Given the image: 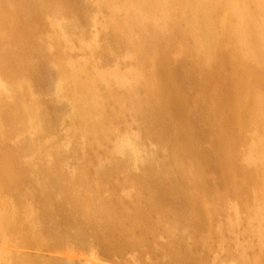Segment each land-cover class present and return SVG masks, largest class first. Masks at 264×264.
<instances>
[{"label": "bare ground", "instance_id": "6f19581e", "mask_svg": "<svg viewBox=\"0 0 264 264\" xmlns=\"http://www.w3.org/2000/svg\"><path fill=\"white\" fill-rule=\"evenodd\" d=\"M0 197V264H198L238 230L264 264V0H0Z\"/></svg>", "mask_w": 264, "mask_h": 264}, {"label": "rangeland", "instance_id": "374dc122", "mask_svg": "<svg viewBox=\"0 0 264 264\" xmlns=\"http://www.w3.org/2000/svg\"><path fill=\"white\" fill-rule=\"evenodd\" d=\"M123 53H120V54H115V55H117V56H112L110 59H108L107 61H108V63L106 62V64H107V66L109 67V68H113V67H115V65H116V63H118V60H119V57L122 59L123 58V55H122ZM117 61H116V60ZM110 60V61H109ZM115 60V61H114ZM115 64V65H114ZM122 65H124L125 66V64H122ZM124 68V67H123ZM184 68H182V71H180L178 68L176 69V68H171V70L170 71H172V72H168V74H167V77L168 78H170V75H171V77L172 76H177V78H179V76L181 75V74H184V75H181L182 77L181 78H179L178 79V83H182V85H183V87L181 86V84H179L180 85V87H179V93H184V94H186L187 92H189L188 90H190L189 88L191 87V85L193 84V79L192 80H188L187 81V77H188V75H186L185 73H184V71H186L185 69L183 70ZM174 72V73H173ZM175 74V75H174ZM21 75L23 76L24 74H22L21 73ZM25 75L27 76V74L25 73ZM187 77H186V76ZM25 76V77H26ZM185 77V78H184ZM189 79L191 78V77H188ZM183 79H186V80H183ZM186 82L185 84H186V87H185V84H183V82ZM193 81V82H192ZM180 88H182V89H180ZM186 92V93H185ZM187 95V97H186V100H188V101H186L187 102V106L188 107H191L193 110L192 111H190L189 112V110H191V109H184V110H186V112L185 113H182L183 114V116H182V119H184V121L186 122V124L189 126H191V127H194V128H196L193 132H197V130H199V127L201 128V129H206V126H208V123L207 122H203V123H201V121H199V119H200V116H199V114L202 112V109H201V107H200V105H198V103H197V101H193L194 100V98L192 97V95H188V94H186ZM189 99H190V101H189ZM188 102H190V103H188ZM189 104V105H188ZM194 104H196V105H194ZM198 106V108H196ZM197 109V110H196ZM184 112V111H183ZM191 112H193L194 114H192ZM198 112V113H197ZM188 113H191L190 115L188 114ZM188 115V116H187ZM195 115V116H194ZM198 116V117H197ZM188 117V119H186L185 120V118H187ZM204 118V117H203ZM202 118V119H203ZM196 121H198V122H200L199 124H202V125H199V124H196V123H198V122H196ZM188 122V123H187ZM167 123H168V121H167ZM169 123H170V120H169ZM168 123V124H169ZM174 127H176V130H175V128H173L174 129V131H172L173 129H170V131H169V135H171V132H175V133H178V134H181L179 131H181L180 130V127H177V126H174ZM198 133V132H197ZM208 133V132H207ZM175 135H171V137H174ZM176 136H177V134H176ZM207 137V139L208 140H210V137H208V136H205L204 138H206ZM197 139H198V137H196ZM206 139V140H207ZM99 155H104V153H103V151L101 152H99ZM120 183H122L121 184V187H123V185L124 184H126V186H128V183H125V182H123L122 180L120 181ZM125 186V187H126ZM122 190L123 189H121V188H119L118 189V191L121 193L122 192ZM118 192V193H119ZM2 197H0V202H1V200H3V198L1 199ZM230 198V197H229ZM229 198H227L226 200H225V203H228V204H230V202H231V204L233 205V202H235V200L233 199V200H229ZM228 201H230V202H228ZM154 217V218H153ZM167 218V220H166V222L167 223H173L177 218L175 217V219H174V217L173 216H167L166 217ZM151 219L153 220L154 219V223H155V220H156V215L155 214H153L152 216H151ZM168 220H170V221H168ZM173 221V222H172ZM175 222H179L178 221V219H177V221H175ZM151 223H152V221H151ZM153 224V223H152ZM182 227V225L180 226V228H179V230L180 229H182L181 228ZM160 231V230H159ZM159 231H157L158 233H159ZM180 232V231H179ZM239 232V233H238ZM158 233H155V236H154V238H156L157 239V241H159L160 239L162 240L163 238L162 237H164V239H166L167 238V234H165L164 233V236L162 235V231L158 234ZM237 234H239L240 235V237H242L243 238V240L241 241V239L242 238H239V240L238 241H241V243H242V245H243V243L245 242V240L244 239H246V238H244V236L242 235V234H240V231L238 230L237 231ZM236 234V235H237ZM166 235V236H165ZM242 235V236H241ZM2 236H3V238H2ZM157 236H159L158 238H157ZM6 237H9L8 235L6 236V235H2V233H0V249L2 250V249H10V250H12V249H14L15 250V248L13 247V245H12V243L9 245V243H10V241H9V243L7 244V242L5 241V238ZM166 237V238H165ZM232 239L233 238H235L234 236H230ZM3 239V240H2ZM152 240H153V238H151ZM217 240L218 239H216V241H215V244L214 245H216V242H217ZM228 241H230L231 242V239H229ZM238 241H236L235 243H233V244H236ZM244 241V242H243ZM4 242V243H3ZM162 242H164V241H160V242H157L158 244H156V246H158V245H162ZM189 242H187L186 244H187V246L189 245L188 244ZM5 244H7V245H5ZM239 245H240V243H238ZM245 244V243H244ZM241 245V246H242ZM98 246V245H97ZM190 246V245H189ZM188 246V247H189ZM235 246V245H234ZM232 247L231 246V250H229L228 248H230L229 246L227 247L226 246V249H224V247L222 248V249H224V250H226V252L225 251H223V252H225V253H222L221 251H222V249L221 248H219V252H220V255H222V256H220L221 258H220V260L219 259H217L216 261H215V259L212 257L210 260H209V258H210V256H208V253H206V254H203L201 251L200 252H198L197 250H195V249H193L192 248V250H194V251H192V252H194V254H196V256L198 257V259H199V262H201V264H205L204 262H206V264H237L238 262H237V260L236 259H231V258H233V256L234 257H237L236 255H238L239 253H241V252H243L245 249L243 248V246H242V249L240 248L239 249V247H241V246H238L237 248H236V252L233 250V248H235V247ZM99 247H101V246H99ZM144 246H142V249H141V247H137V248H134L135 250H137V251H135V250H133V248L132 249H126L125 251H123V257L125 256V257H128V258H131L130 259V262H129V259H128V262L130 263V264H142V262L141 263H139L138 262V260L139 259H136V261H134L135 259L134 258H132V256H134V255H136L137 256V258L139 257V258H141V260L143 261V259H148L149 258V262H148V260L146 259V260H144L145 262H143V264H153V262L155 263V262H158L159 261V263H162V264H164V263H169V262H171V264H172V262H173V264H175L176 262L175 261H168L167 260V258L166 259H163L162 260V253L163 252H160V254H159V252H158V254L159 255H154V254H152V253H150L147 249H146V247L145 248H143ZM191 248V247H190ZM146 249V250H145ZM159 249H161V248H159ZM97 250V249H96ZM95 250V247H94V249H87L86 250V252H89V253H91V252H94L97 256H99V257H103V256H101V253L100 252H98V251H96ZM129 250H131V252L129 251ZM142 250V251H141ZM221 250V251H220ZM227 250H228V252H227ZM135 253H134V252ZM218 251V250H217ZM124 252H128L129 254H125ZM139 252V253H138ZM233 252V254L231 255V253ZM237 252H239V253H237ZM138 253V254H137ZM200 253V254H199ZM222 253V254H221ZM235 253H237V254H235ZM88 254V253H87ZM99 254V255H98ZM104 254H105V252H104ZM141 254H143L142 255V257H141ZM164 254V253H163ZM150 255H151V258H150ZM198 255H201V259L199 258V256ZM203 255V256H202ZM224 255H227V256H225L224 257ZM231 255V256H230ZM157 256H159V257H157ZM206 256V257H205ZM135 257V256H134ZM145 257V258H144ZM154 257V258H153ZM157 257V258H156ZM207 257H209V258H207ZM136 258V257H135ZM165 258V257H164ZM156 259V260H155ZM208 259V260H207ZM214 259V261H212ZM131 260H133V261H131ZM161 260V261H160ZM167 260V261H166ZM207 260V261H206ZM233 260V261H232ZM235 260H236V262H235ZM116 261H118V259L116 260ZM151 261H153L152 263H150ZM202 261H203V263H202ZM208 261H212V262H208ZM198 262V264H200ZM177 264V263H176ZM189 264V263H188ZM238 264H240V263H238Z\"/></svg>", "mask_w": 264, "mask_h": 264}]
</instances>
